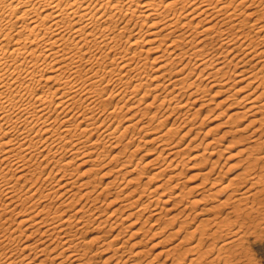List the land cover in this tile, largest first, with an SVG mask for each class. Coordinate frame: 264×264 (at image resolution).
Returning a JSON list of instances; mask_svg holds the SVG:
<instances>
[{"label": "bare ground", "instance_id": "1", "mask_svg": "<svg viewBox=\"0 0 264 264\" xmlns=\"http://www.w3.org/2000/svg\"><path fill=\"white\" fill-rule=\"evenodd\" d=\"M244 6L249 11H244ZM250 17L253 20L249 21ZM146 25L148 28L144 29ZM263 32L264 0H0V264H43L48 260L49 264L128 262L127 257L122 258L123 251L119 250L124 241L115 245L112 242L121 230L109 239L104 237L106 232L102 234L99 231H95L98 234L89 239L82 237L84 231L102 227L107 223V217L114 216L112 212L118 210L113 209L111 216L108 213L105 218H100L94 210L100 209L96 203L108 186L95 193V186L90 185L92 180L79 181L78 177L95 167H104L102 161L109 152L108 147L117 148L122 136L130 129L133 131L122 148L118 147V153H111L110 160L123 156L132 141L140 138L135 129H139V133L141 130L152 134L154 129L151 132L147 124L156 118V126L159 127L176 110L178 114H175L171 125L152 135L150 140L155 144L157 153L144 164L148 162L154 166L149 179L162 175L174 162L175 166L181 163L185 166L187 161L184 157L187 156L180 155L181 149L177 144L179 139L193 131L195 123L184 127L179 139H172L171 136L187 124L186 118L182 117L192 105L198 104L195 110L206 106L208 100L205 96L209 91L215 96L229 91L233 85L238 88L233 93L228 92L219 104L234 92L251 89L248 94L239 95L226 105L231 112L227 116L229 122L234 121V117L243 118L247 114L253 117L247 124L234 128V131H241L252 127L248 134L239 137L241 140L250 139L241 150L246 154L242 160L244 167L225 183L219 182L221 169L218 175L210 178L218 159H212L214 147L210 152L208 150V157L204 158L207 166L202 164L204 170L201 169L200 174L203 180H210L211 186L197 193L200 199H193L191 204L196 205L199 201L227 192L217 205L210 204L201 209L220 212L227 206L226 215L231 214L232 219L234 217L242 223L244 220L254 222V214L262 210L259 205H264V198L259 197L264 192V134L257 135L264 127V88H260L264 87ZM142 42L149 46L145 51L142 47L143 50L137 48ZM234 50L256 58L255 64H260V67L255 65L248 68L249 71L242 68L234 77L235 71L230 70V63L238 56ZM142 51H151L154 56L141 57ZM231 51H234L233 56H230ZM148 60L152 63L157 61L153 70L157 73L153 72L154 75L147 72L152 64ZM238 60L241 62L242 59ZM149 95L151 100L145 101ZM247 98L249 100L243 107L232 109L233 104L242 103ZM143 100L145 109H153L147 118V110L138 108ZM124 110L125 113L122 112ZM129 110L133 111L127 117L125 114ZM165 110L170 111L165 114ZM159 111L161 115L158 118ZM126 117L132 121L120 130V122ZM179 118L182 121L175 125L178 121H174ZM222 136L218 137L219 140ZM218 138L213 137L206 142L203 138L201 142L198 140L200 145L204 143L202 153ZM138 147L139 144L133 145L129 154L134 155ZM129 154L117 165L110 185L120 175L124 178L127 172L136 168L124 169L132 161ZM199 155L194 154L190 158ZM87 163L92 168L77 170ZM105 174L102 173V176ZM174 175L169 173L162 183L152 189L164 187L159 195L163 198L157 196L138 203L136 210L128 212L127 217L137 212L141 215L154 201L155 205L172 202L167 210H174L175 213L171 215L169 211V223L182 214L185 215L183 219L190 216L187 210L189 204L176 207L185 194H168V190L178 183L167 184ZM136 180L137 177L129 176L126 182ZM134 189L126 191L125 195H131ZM78 191H81L79 196ZM116 195L114 200L118 201L119 194ZM77 196V200L86 201L70 209L77 202ZM140 196L142 193L124 203L132 206L140 200ZM62 197L64 199L55 207L52 203ZM173 197L180 199L171 201ZM114 200H109V205ZM58 206L65 208L58 209ZM154 212L155 209H152L144 221L153 216L152 225L156 224L159 217L155 216L159 212ZM226 215L201 219L202 225H196L189 231L188 239H193V242L182 253L194 252L195 258L182 262L185 257L179 253L173 261L196 264L197 260L201 261L213 253L208 264L231 262L238 253L235 246L238 247V241L244 240L248 233L242 225L231 224V217ZM112 222L108 225L110 229L113 228ZM210 222L213 228L207 231L205 226ZM182 227L179 225L178 229ZM32 235H38V238L19 243L22 237ZM211 235L222 237V241L217 245L213 238V242L205 244L202 250L203 240L207 241ZM94 242H104L100 245L103 253L110 247L115 248L111 254L96 261L91 257L99 249L90 252L86 246ZM136 245L133 242V246ZM166 250L168 256L169 253L174 255L170 249ZM131 252L132 256L138 257L143 250L135 247ZM37 255L42 258L38 259ZM149 263L150 259L142 261L138 258L129 260L127 264Z\"/></svg>", "mask_w": 264, "mask_h": 264}, {"label": "rangeland", "instance_id": "2", "mask_svg": "<svg viewBox=\"0 0 264 264\" xmlns=\"http://www.w3.org/2000/svg\"><path fill=\"white\" fill-rule=\"evenodd\" d=\"M244 7L246 8V6H244ZM244 11H249V10L246 8V10H244ZM251 20H253V17H250L249 21H251ZM147 28H148V25H146V27L144 26V29H147ZM261 35H262V33H261ZM139 45L137 47L138 50L143 48L145 51V49L149 47V46H145L143 42L139 43ZM144 51H142L143 53L140 52V55L142 54L141 57H143V56L144 57L145 56H149V57L154 56L151 51H150L151 53L148 52L149 54L147 52L145 53ZM234 51H231L230 54H232V55H230L228 53L230 56H233L234 54H236L238 52L237 53L238 56L235 55L236 57H234V61L231 62L232 64L230 63V65H232V67L230 66L231 67L230 70L232 69L231 71H235L233 76L235 74H237V72L241 71L242 68L244 70L249 71L248 68L251 69V68L255 67L256 58L253 59V57L251 55H247V54L244 55V53L242 51H240L241 53L239 51H236V50H234ZM233 52H234V54H233ZM145 54H147V55H145ZM239 54H240V56H239ZM250 56H251V58H248V61H246L247 57H250ZM242 57H245V58H242ZM148 59L150 60V58H148ZM236 59H237V61H236ZM238 59H242L241 62ZM149 60H148V62L152 63V61H149ZM153 62L154 63H152L151 65L149 63V65H150V66H148L149 71L147 69L148 74L151 73L152 75H154L153 72L157 73L156 70L153 71L155 68L154 66L157 67V64H156L157 61L156 62L153 61ZM235 63H236V65H234ZM239 63H242V64H239ZM243 64H244V66H243ZM233 66L235 67V69H233ZM248 66H250V67H248ZM258 66L260 67V64L257 63L256 67H258ZM150 67H151V69H150ZM194 76L195 75L192 74V76H191V77H193L192 79H194ZM150 83H153V82L151 81ZM231 83H233V82L231 81ZM231 88L232 89H230L229 91L220 92L219 94H215V96L212 94V92L209 91L208 94L205 96V98H207V100L209 101V102L207 101L206 106L201 107V108L199 107V108H197V110H195L196 107H198V104L192 105L187 110V113L185 114V116L187 115V117H185V116L182 117L184 119L185 118L188 119V120L185 119V121H187L186 122L187 124L186 125L184 124V126H182V128L180 127L179 132L177 134H175L174 136H171L172 139H176V140L179 139V137H180L179 134L181 135L182 131L186 127L190 126L192 123H195L193 131L190 134L188 133L184 137L181 136L182 138L179 139L180 141L177 144L178 145L177 147L179 149H181L180 155L184 154V156H187V157H184L185 161H187L184 163L185 166H183L182 163L175 166L174 165L175 162H174L173 166H175V167L170 165L169 167H167V169L163 172L162 175H159L153 179H149L148 178L149 175L154 171V169H153L154 166H153V164H150L148 162L146 164H144L146 161H149L150 159H152L155 156V154L157 153V148H156L155 144L153 143V141L150 140L152 135L154 133H156V131L161 132V130L166 129L168 126L171 125L172 120H174V116H176L178 114L177 113L178 110H176L174 113L172 112L173 114H170V118L167 119L163 124L159 125V127L156 126V123H157L156 121H158V120L156 118H154V120L152 119L153 121H151V123L147 124L149 127V130L154 129V132H153V130L152 131L150 130L151 132H153L152 134L148 133V132L145 133L144 131H141V130L139 133V129H135V133L137 135L140 134L139 135L140 138L134 139L132 141V143L126 148V150L124 152L125 154L122 153L123 156L118 155L119 157L117 159L110 160L111 159V153H113V154L118 153L117 150L119 148H122V144L125 142V139H127V137L133 131V129H130L126 133L125 136H122V140H121L122 142L121 141L119 142L120 144L117 145V148L108 147L109 152H108L107 156L104 157V161H102L103 164H105L104 167H101V166L99 168L95 167V168H93L94 170H91L89 173L83 174L82 176L78 177L79 181H81V180L84 181L87 179L90 181L92 180L90 185L95 186L94 187V191H96L95 193H98L103 188L105 189L107 186L108 187L110 186L109 189L107 187L108 190L103 189L104 191L100 194L98 202L96 203V205L100 206V207H98L100 209H97V211L94 210V213H97V214L99 213L100 218L103 219L106 216H108V213L110 214L111 213L110 211H112L113 209L118 210V212H114V213L112 212V214L114 216H111L112 214H110L111 217H107L108 218V221H107L108 224L104 223L101 225L102 227H100V228H97L94 230L84 231L82 233L83 238L89 239L90 237L98 234L95 231H99V233L103 232L102 234H104V232H106L104 234L105 236L104 235L103 236L105 238L109 239V238H112L113 235H115L116 233L118 234V232H120L119 230H121V232L119 233L120 235H118L117 239L112 241V242L115 245V243H121L122 241H124V242H122V247L119 250L123 251V253L121 254L122 258L125 259L127 257L126 259H128L127 260L128 262H129V260L131 261V260H135V259L139 258L142 261H143V259H147V260L150 259L149 264H179L181 260H179L178 262L173 261L178 256L179 253H181L182 257H185L184 259H182V262L183 261H189L191 258H195L194 254H193L194 252H187V253H185V255L182 254L186 248L190 247V245H191L190 243L193 242V239L192 240L188 239V237L190 235L189 231L194 229L196 227V225H202L201 219L214 218V216H217V217L220 216V218H221L222 216L226 215V211L228 210L227 206H225L224 208H221L220 212L219 211L215 212V210L205 212L203 209H201L202 207L208 206L210 204L217 205L219 203L218 201H222L223 198H225V195L227 192L221 193V195L220 194L214 195L213 197L207 198V200H205V201H203V200L201 202L199 201L198 204H196V205L191 204V201L193 199H200L199 195L197 196V193H199L201 191H205L206 189L208 190V189H210L209 187L211 186L210 182H209L210 180H205V179L203 180V176L201 175L202 173L200 174V172H202L204 170V166L205 167L207 166L205 164L206 161H204V158L208 157V154H207L208 150L210 152V150L214 147V149H213L214 154L212 156V159L216 158V159H218V162H217V165L215 166L216 170L213 172V174L211 175L210 178H213L216 175H218L217 172L221 169L220 175H219L221 180L219 182L225 183L226 181H228V179H230L236 173L242 171V168L244 167L242 160L246 156V154H245V151H241V150H242V148H244V146H246V144H249V140H250L249 138H247L246 140L245 139L241 140V139H239V137L248 134L252 130L251 129L252 127H248L247 129H243L241 131H236V130L234 131V128L247 124L253 117L251 115L248 116L249 114H247V116H245L243 118L235 119V117H234V121L229 122V120L227 119V116L231 112H230V110H228L226 105L228 103H230L231 101H233L234 99H237L241 95L245 94L246 92H247L246 94H248V92H250L251 89L249 90L248 88H245L246 90L244 89V90H241L239 92H234V94L232 96L228 97V99L224 100L223 103L219 104V101H221L226 96V94L228 92L233 93V91L236 90L238 88V86L233 85ZM260 88H264V87L262 86ZM152 92L153 91H151V93ZM150 96L151 95H149V97L145 98V101L146 100L150 101L151 100ZM248 98L244 99V101L242 100V103L233 104L234 106L232 105L233 106L232 109H236L237 107H243L248 102V100H249ZM145 101L144 100L141 101L142 103H141V105H138V108H142V110H147L144 107ZM193 107H195V108H193ZM134 109H136V108H134ZM162 109L164 110V108H162ZM162 109L160 110L161 112H162ZM133 110L127 111L128 114H125V116L130 117L132 114L131 112ZM151 110L153 111V109L147 110V112H146L147 114H145L146 118L149 117L148 113ZM194 110L197 111V114L191 115L192 113L195 112ZM236 110H234L233 112H235ZM239 110H242V109L240 108ZM160 111H159L157 117L161 115ZM169 111L170 110H168V112H167L165 110L164 113L165 114L169 113ZM122 112L125 113V110ZM141 114H142V112H141ZM138 116H139V114H138ZM145 116L143 115V117H145ZM192 116H193V118H192ZM135 117H137V116H135ZM172 117H173V119H172ZM190 117L192 119H190ZM126 118H124L125 120L123 119L122 122H120L122 124L119 127L120 130L122 129L123 126L127 125V123H130L131 118H127V119ZM182 118L176 119V121H174V122L175 123L177 121L178 122L175 125L180 123L182 121ZM226 122H227V124H225ZM197 124H198V128L196 127ZM148 127H147V129H148ZM195 129H196V131H195ZM197 131H198V134H197ZM260 133L264 134V127L261 129V131L259 130V133L257 132V135H259ZM194 134L195 135L197 134L196 137ZM193 135H194V138H192V140L190 141V137H192ZM220 136H222V137L219 140L218 137H220ZM213 137L218 138L217 142L216 141L213 142L206 149V151L204 153H202L204 143L202 145L199 144L201 142L202 138H203V142H206L207 140L208 141L212 140ZM147 139H149V140H147ZM198 140H200L199 143H198ZM196 143H198L199 146L198 145L196 146L195 145ZM136 144H139L140 147H138L137 150L135 148V150H134L135 153L133 152L134 155L129 154V151L131 152L133 149V145H136ZM145 152H147V154H145ZM126 154L131 155L130 157L129 156L128 157L132 161L128 162L129 166H125L124 169L131 170L134 166H136V168L134 170H132L131 172H127L124 175V178H122L123 176L120 175V177L118 179H116L115 182H113V184L110 185L109 183H112L111 181L113 180L114 176L116 175L117 165L120 162H122L124 157L127 156ZM194 154H200V155L194 159L193 158L191 159L190 156L194 155ZM109 160H110V162H109ZM203 161H204V163H203ZM75 162H76V160L74 161V163ZM72 165H74V164H72ZM78 168L79 169H77V170H79V171L80 170L85 171V169L89 170L90 168H92V165L87 163L85 166H80ZM201 169H203V170H201ZM178 172H180V174H177ZM80 173L81 172L77 173V175H79ZM102 173H106V174L104 176H102ZM169 173L176 174V175H174L170 179V181L167 182V184H173L176 182H178V183L172 189L168 190L169 191L168 194H170V192L182 193V194L184 193L185 195L183 196L182 201L176 207L182 208V206H185V204H189L187 210L190 212V214H189L190 216H188L186 219H183L185 215L182 214L179 218H177L176 220L169 223V221L171 220V215L175 213L174 210L169 209V211L171 212V215H169L170 212L167 210L168 207L172 206V202H170L169 204H164L163 202H160V203L155 205L156 201H154L151 203L150 207L145 210L146 212H143L141 215L139 214L140 217H138L139 216L137 214L138 212L132 214L133 216L131 215V217L130 216L127 217L126 214L128 212L130 213L131 211L133 212L134 210H136L135 207L138 206V203H141L143 201L147 202L149 199L157 197V196L159 197V199L163 198V196H159V195H160L161 191L164 190V187L159 188V189H154L153 191H152V189L155 187V185L162 183L164 181V179H166V176ZM129 176L137 177L138 180H136L135 182H132V183H127L126 181H127V178ZM201 182L204 183L202 186L200 185V184H202ZM106 183H107V185H106ZM144 183H147V184L143 185ZM104 186H106V187H104ZM197 186H200V187H197ZM134 188H136V190ZM133 189H134V193H132L131 195L126 194L127 197H123V196H126L125 195L126 191L127 192L133 191ZM203 189H205V190H203ZM115 190L116 191L119 190V191H117L118 193H116ZM143 190H145V191H143ZM80 193H81V191H78L77 195ZM141 193H142V196H140V200L137 203H134L132 206H129V207L126 206V203H124L125 201L129 202L132 199H134L135 197H138V195ZM116 194H119V198L117 199L118 201L114 200V197L115 198L117 197ZM78 196L76 197L77 202H75L70 207V209L76 207V205H78L77 203H84L86 201V200L84 201V199L77 200ZM259 197L261 199H263L264 198V192H262ZM121 198H122V200H121ZM125 198H126V200H125ZM63 199H64L63 197L58 198L52 204H54V206L56 207L58 205V203ZM103 199H105L104 200L105 202L103 201ZM129 199H131V200H129ZM179 199L180 198L173 197L171 201H177ZM109 200L110 201L114 200L113 204L109 205ZM119 200H121V201H119ZM103 202H104V204H103ZM123 203L125 204L126 207L124 206ZM100 204H102V205H100ZM262 205H259L260 208H262L261 212L259 211V213H257L259 215L254 214V216H255L254 222L248 221V220H244L243 223L240 220H239L240 222H238L237 220H235L234 217L232 219L231 214L230 215L228 214V216L231 217V219H230L232 222V223L230 222L231 224H234L235 226H241L242 225L243 227H245L244 229H245L246 233H248V234H245V236H246L244 238L245 241L244 240L238 241L240 243V245H238V247L235 246L236 250L238 249V251H237L238 253H236L237 256L233 260H231V262H229L228 264H244V262H245V264H249V263H251V264H255V263L264 264V210H263L264 205L263 206ZM117 207H118V209H116ZM127 207H128V209H126ZM176 207H174V208H176ZM57 208L64 210L65 207L64 206H58ZM152 209L153 210L155 209V212H159L158 213L159 215L157 214L158 216H155V217H159V220H157L156 224H154V225H152L153 216H151L150 219H147L146 221H144L146 215L150 214ZM201 210L204 212H202ZM136 216L139 219L135 218ZM122 218L123 219L125 218V219L122 220ZM182 220H185V221H182ZM230 220H228V221H230ZM112 221H114V222H112ZM111 222L113 223V228L110 229L108 225ZM235 223H237V224H235ZM256 223H258V224H256ZM13 225L15 226L16 224H13ZM179 225H183V227L178 229ZM247 225H248V228H247ZM256 225H258V227ZM254 226H255V228H254ZM205 228L207 229V231H211V229L213 228L211 222L209 223L208 226H205ZM143 229L144 230L146 229L145 231H147V232H145ZM26 232L28 233L27 230H26ZM34 235L30 236L29 238L27 237L28 239L26 237H22V241H20L19 243L21 244V242H23V241H24L23 243H25L27 241L29 242V241H32V240L38 238V235H36V236H34ZM104 237L102 240H104ZM208 238L209 239L207 241L203 240L204 246H202V248H201L202 250L205 249V244H207L209 242H213V238H214L213 235H211V237L208 236ZM142 239H143V241H142ZM214 239H215V241H216L215 243L217 245H219L220 242L222 241V237L221 238H214ZM138 240H141V241H138ZM195 241L196 240H194V242ZM243 241H244V243H243ZM133 242L137 243V245L133 246ZM241 242L243 244H241ZM102 243H104V242H94V243L86 244V246L89 248L90 252L94 251L96 248L99 249V251L97 250V252H95V254L92 255L91 258L93 260L97 261V259L98 260L103 259L107 255L111 254L115 248V246L110 247L109 249L105 250L106 253L104 252L105 253L104 254L103 251L100 250L101 249L100 245ZM135 247L136 248L139 247V248H141V250H143V253H141V255L138 257L132 256L131 251H133V249H135ZM167 248H168V250L170 249L172 251V253H174V255L169 253L170 255L168 256L167 255L168 253L165 252V251H167L166 250ZM214 253H215V251H214ZM38 255L36 256L38 259H39V257L42 258V256L38 257ZM89 255H91V253ZM212 255H213V253L211 255H208L206 258H203L201 261L197 260L198 263H196V264H208L207 261L211 259L210 257ZM151 258H152V260H151ZM238 258L240 259L239 262H237ZM49 261L50 260H48L44 263L49 264L50 263ZM36 262H38V261L36 260ZM128 262H126L124 264H127ZM65 264H68V262H66ZM100 264H102V261L100 262ZM218 264H221V262H218Z\"/></svg>", "mask_w": 264, "mask_h": 264}, {"label": "snow or ice", "instance_id": "3", "mask_svg": "<svg viewBox=\"0 0 264 264\" xmlns=\"http://www.w3.org/2000/svg\"><path fill=\"white\" fill-rule=\"evenodd\" d=\"M221 264H223V261H221Z\"/></svg>", "mask_w": 264, "mask_h": 264}]
</instances>
